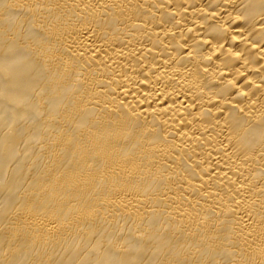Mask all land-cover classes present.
<instances>
[{"label":"bare ground","instance_id":"6f19581e","mask_svg":"<svg viewBox=\"0 0 264 264\" xmlns=\"http://www.w3.org/2000/svg\"><path fill=\"white\" fill-rule=\"evenodd\" d=\"M0 264H264V0H0Z\"/></svg>","mask_w":264,"mask_h":264}]
</instances>
